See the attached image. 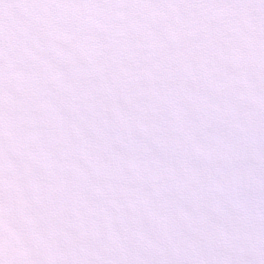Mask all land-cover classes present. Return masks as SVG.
Masks as SVG:
<instances>
[{
    "label": "snow or ice",
    "instance_id": "1",
    "mask_svg": "<svg viewBox=\"0 0 264 264\" xmlns=\"http://www.w3.org/2000/svg\"><path fill=\"white\" fill-rule=\"evenodd\" d=\"M0 264H264V0H0Z\"/></svg>",
    "mask_w": 264,
    "mask_h": 264
}]
</instances>
